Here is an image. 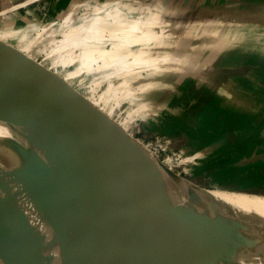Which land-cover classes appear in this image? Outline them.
Listing matches in <instances>:
<instances>
[{
    "label": "crops",
    "instance_id": "obj_1",
    "mask_svg": "<svg viewBox=\"0 0 264 264\" xmlns=\"http://www.w3.org/2000/svg\"><path fill=\"white\" fill-rule=\"evenodd\" d=\"M247 1L251 2L248 7ZM223 2H232L226 8L233 9L238 2L242 3L243 7L233 13L245 15L244 23L264 24V0H0V46L21 48L30 55L35 41L42 47L49 46L44 59L35 58L42 65V71L52 75L58 89L89 96L108 112H114L124 103H133L142 112L151 106L160 108L164 113L149 118L148 126H171L172 116L180 117L184 125L191 126L192 120L185 111L203 104L191 97L201 96L197 89L205 92L208 87L204 85L205 79L213 80L215 85L221 76L226 88L222 100L227 102L221 110L248 109L258 99L261 105L256 118L262 117L260 122L264 126V49L262 54L253 52L255 59H247L248 54L241 53L240 65L245 70L239 74L212 76L194 70L192 74L187 73L190 63L209 62L204 47L206 38L209 41L211 38L209 35L193 38L190 31L208 22L206 15L226 14ZM160 11L170 15L163 25L158 20ZM212 51L211 48L207 52ZM63 64L68 65L58 71L57 67ZM73 64L78 68H68ZM251 65L255 71H247L246 67L251 69ZM170 68L179 70L168 73ZM163 84L168 90L165 91L168 99L152 98ZM237 95L243 97L241 103L232 98ZM226 119L227 116H221L215 125L201 124V131L208 133L206 126L212 131ZM125 121L126 126L129 119ZM157 135L170 140L167 152L171 158L176 157V150L180 148L175 144L182 138L174 144L169 135ZM192 137L196 143L201 141L199 134Z\"/></svg>",
    "mask_w": 264,
    "mask_h": 264
},
{
    "label": "water",
    "instance_id": "obj_2",
    "mask_svg": "<svg viewBox=\"0 0 264 264\" xmlns=\"http://www.w3.org/2000/svg\"><path fill=\"white\" fill-rule=\"evenodd\" d=\"M21 72L33 75L26 78ZM31 79H36L35 87H25ZM64 91L56 87L52 75L43 72L42 65L32 55L14 47L0 46V264H103L107 239L127 244L131 236L141 239L155 233L167 239L172 226L184 228L202 247L216 244L206 235L217 232L224 238L217 243L218 256L228 264H239L231 250L233 240L225 236L223 228L217 227L214 232V227L202 220L157 216L153 208L159 204V199L151 191H145L134 205L116 198L106 193L111 180L118 177L109 161L86 156L75 158L71 150L48 146L36 112L47 110L28 100L27 95L53 93L61 98L59 107L66 100L62 97L69 95ZM14 93L25 98L32 107L30 112L34 119L29 125L22 120L27 107ZM72 96L78 106L70 119L50 114L96 144L86 131L74 125V119L82 109L85 115L97 109L90 110L86 97ZM135 147L139 149L138 156L149 154L139 143ZM114 152L167 181L202 187L164 176L148 167L147 164L162 163L152 153L149 155L156 160L145 163L128 151L127 154ZM155 248L156 256L168 262L167 258H171L168 247L158 244Z\"/></svg>",
    "mask_w": 264,
    "mask_h": 264
},
{
    "label": "rangeland",
    "instance_id": "obj_3",
    "mask_svg": "<svg viewBox=\"0 0 264 264\" xmlns=\"http://www.w3.org/2000/svg\"><path fill=\"white\" fill-rule=\"evenodd\" d=\"M223 3L225 7L223 12L226 14L219 16L217 14L206 15L208 22L206 21L202 26L199 25L190 31V35L193 38H201L203 35H209L211 38L209 41L205 37L206 44L204 47V51H206L205 54L207 56L209 55V62H206L205 64H200L199 62H194L193 64L190 63L187 73H191L194 70L196 72L200 71L203 74H212V76L213 74H239L242 70H245V68L240 65L242 59L239 56L246 53L248 54L246 55L247 59H251L252 57L255 59L256 55L254 56L253 52L256 54L263 53L264 24H253L251 26L249 23H244V18L246 19L245 15L233 13L234 10L243 7L242 3L238 2L235 6L236 9L229 7L226 8V6L229 4L231 5L232 2ZM250 3V1H247V5L245 6L248 7ZM159 14L160 17L158 20L160 24L163 25L169 21V19L167 22L165 21L166 17L170 18L167 11L166 14L162 13V11H160ZM174 17V19H176L177 16L174 15ZM241 19H243V21ZM173 22L175 23V21ZM213 25L220 30L215 31V28L212 29L214 27ZM209 30L210 32H208ZM216 33H221L220 37H218ZM247 38L248 41H244L247 40ZM43 41L45 42V40ZM39 44L41 43L34 42L33 46L34 48L37 47V49L32 51V53L33 56H36L39 59H44L45 52L49 49V46L42 47ZM211 48L215 53H213V51L212 53L207 52L208 50L211 51ZM18 50L21 51L22 49L18 48ZM50 63L51 62L48 61V64ZM259 64L260 66L262 65L260 62ZM75 67H77V64L68 66V68L72 69ZM65 68L66 67H63L62 65L57 67L58 71ZM229 68H232L231 72L229 71ZM33 69L34 68L29 72L33 71ZM177 69L178 68H170L169 70L167 69V72L171 70L173 73L177 71ZM246 69L247 71H255L256 68L254 69L251 65V69L248 67H246ZM257 70H259V67H257ZM257 70L256 72H258ZM18 71L20 72V69ZM21 75L27 78L33 74L21 72ZM209 80L210 79H205L204 85H208L205 92L203 89H197L199 90L198 94H201V96L196 94L197 96L191 97V99L197 103L202 102L203 104L200 103L201 105L199 104L194 106L193 109L185 111L188 113V118L192 120L191 126L184 125L180 120V117L177 116L171 117V126H166L165 128H162L164 125L159 126V124H157V126H148L149 124L147 123V120L149 118H156L164 113L160 108L151 106L149 109L147 108V110H143L142 112L141 110L137 111L136 106H133V103H124L114 112H108L101 106L97 105L94 100L89 98V96L88 98L86 97L89 99L87 102L88 107H90V110H93L94 108L97 109V111L89 112L86 110L87 115H85V110L82 109L79 116L74 119V125L78 126L80 130L86 131L88 137L94 140L96 144L108 148L107 150H104L111 154L114 153L117 156L124 157L122 154L115 153L114 151L123 154H127L126 152L128 151L130 154L135 155V157H140L145 163H148L146 162L148 158H145L141 154L138 156L139 149H136V147H128V141L136 140L137 143H139L140 140H143L139 143L140 146L143 148L145 146V150L151 154L154 151L151 152L148 150L150 146H147L148 141L143 137L145 133L147 136H150V133L153 134L149 129L153 132L169 135L173 140V143L178 142L182 138L180 142L176 144L174 143L180 148L176 150L177 156L183 151L180 158H178L179 156L171 158L170 153L167 152L165 157L160 159L162 162L160 165L147 164V166L151 169L157 170L164 176L185 180L188 184L232 192L264 195V126H261L260 122V118L262 117L259 119L256 118L259 115L257 108L260 107L261 102L257 99L248 109L233 110L231 112H228V110H221L222 104L227 103L222 100V92L225 88L223 86V80L220 76L215 85H213V80ZM35 83L36 79H31L27 84H24V86L28 88L31 86L35 87ZM164 87L163 84L155 93H153L152 98H157L159 100L168 99L169 95L166 93L168 90ZM63 93H69V95L62 97L66 100L62 102L59 107V99L61 98L53 93H31L27 95V98L33 103L42 105L43 109L45 108L47 112H49L48 114L54 119L55 117L51 114L62 119H70L71 115L74 113V109L78 106V103L75 102L76 98L72 96L73 94H71L70 91H68V93L67 91H64ZM232 98H235L236 103H241L243 100V97L238 95L236 97L232 96ZM25 101L27 100L25 99ZM85 108L87 109V107ZM142 114H144L145 117L140 116ZM221 116H227L228 119H226L225 122H222L220 127L216 126V129L210 131L211 127L206 126L205 130H209V132L204 133L205 131H201V124L215 125L218 122V118H221ZM126 118L129 119V123L125 126L124 122H126ZM232 118H237L235 121L236 123ZM57 120L63 127L61 132L66 131L63 133L68 134L69 136H78L87 140L83 135L73 130L69 124L62 120ZM52 122L53 120L49 122L48 125H52ZM92 123H95V128L91 127ZM140 123L142 125L139 126L140 128L138 129L137 125ZM232 123L235 125L231 126L230 124ZM137 129L140 132L135 134V130ZM183 134L186 136L183 137ZM195 134H199V139L201 140L199 143H196L193 140L192 135ZM213 140H215L214 143L211 142ZM92 144L96 145L94 143ZM157 153L159 154V152ZM131 161L133 162V160ZM135 164L140 167L136 162ZM106 180L109 181L110 178L107 177ZM165 181L166 183H173L167 180ZM108 184H110V181ZM166 191L169 193V197H179L178 193H174L169 188Z\"/></svg>",
    "mask_w": 264,
    "mask_h": 264
},
{
    "label": "bare ground",
    "instance_id": "obj_4",
    "mask_svg": "<svg viewBox=\"0 0 264 264\" xmlns=\"http://www.w3.org/2000/svg\"><path fill=\"white\" fill-rule=\"evenodd\" d=\"M15 95L27 107L22 120L29 125L34 119L30 112L32 107L24 98ZM36 112L48 146L71 150L75 158L92 157L113 165L118 177L111 180L106 193L134 205L142 199L145 191H151L159 199V204L153 208L157 216H186L190 221L202 220L211 224L214 232L221 227L225 236L233 240L231 250L239 264H264V196L166 183L158 175L138 167L134 161L113 155L78 136L63 133L66 131L61 132L60 122L42 110ZM51 119L52 125H48ZM135 141L128 142V146L134 147ZM168 188L179 197H169ZM206 238L217 243L224 239L217 232L207 233ZM217 243L202 247L199 240L184 228L172 226L167 239L158 233L141 239L131 236L127 244L107 239L103 248V264H228L218 256ZM158 244L170 250L169 263L156 256Z\"/></svg>",
    "mask_w": 264,
    "mask_h": 264
},
{
    "label": "built area",
    "instance_id": "obj_5",
    "mask_svg": "<svg viewBox=\"0 0 264 264\" xmlns=\"http://www.w3.org/2000/svg\"><path fill=\"white\" fill-rule=\"evenodd\" d=\"M36 49H37V47H35L33 49V51L36 50ZM27 54H29V53H27ZM32 56H33V54H32ZM34 58H35V56H34ZM141 125H142L141 123L139 125H137V128L139 129L140 128L139 126H141ZM138 129L135 130V134L140 132ZM143 137H144V139H146L148 141V145L147 146H150L148 148V150H150L151 152L154 151L152 153L154 156H159L162 153L166 154L167 151L170 150V148H169L170 147V143H171L170 140L165 138V137H163V136H161V135H155V136L150 135V136H147L146 133H145ZM141 141H143V140H140L139 143ZM144 148H145V146H144ZM157 152H159V154Z\"/></svg>",
    "mask_w": 264,
    "mask_h": 264
},
{
    "label": "trees",
    "instance_id": "obj_6",
    "mask_svg": "<svg viewBox=\"0 0 264 264\" xmlns=\"http://www.w3.org/2000/svg\"><path fill=\"white\" fill-rule=\"evenodd\" d=\"M67 65H68V64H65V65L63 64L64 67L67 66ZM77 68H78V66H77ZM113 95H114V94H113ZM110 96L112 97V94H110ZM165 127H166V126H163L162 128H165ZM149 131L152 132L153 134H154V133H155V134L158 133V132H153L151 129H149ZM164 133H165V132H164ZM143 155H144L145 158H148L147 161H149V160H150V161H151V160H152V161L156 160L154 157H151L149 154H143Z\"/></svg>",
    "mask_w": 264,
    "mask_h": 264
},
{
    "label": "flooded vegetation",
    "instance_id": "obj_7",
    "mask_svg": "<svg viewBox=\"0 0 264 264\" xmlns=\"http://www.w3.org/2000/svg\"><path fill=\"white\" fill-rule=\"evenodd\" d=\"M150 135H152V136H155V135H157V134H155V133H154V134H151V133H150ZM157 157H159L160 159H162V158H164V157H165V154H164V153H162L161 155H159V156H157Z\"/></svg>",
    "mask_w": 264,
    "mask_h": 264
}]
</instances>
